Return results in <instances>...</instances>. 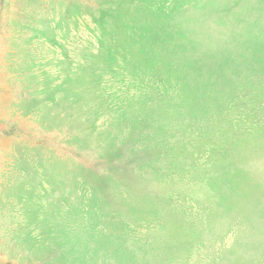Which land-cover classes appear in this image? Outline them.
<instances>
[{"label":"rangeland","instance_id":"1","mask_svg":"<svg viewBox=\"0 0 264 264\" xmlns=\"http://www.w3.org/2000/svg\"><path fill=\"white\" fill-rule=\"evenodd\" d=\"M0 264H264V0H0Z\"/></svg>","mask_w":264,"mask_h":264}]
</instances>
